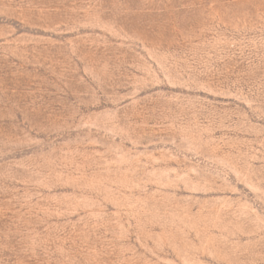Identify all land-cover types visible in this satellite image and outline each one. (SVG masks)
Segmentation results:
<instances>
[{
	"label": "rangeland",
	"instance_id": "obj_1",
	"mask_svg": "<svg viewBox=\"0 0 264 264\" xmlns=\"http://www.w3.org/2000/svg\"><path fill=\"white\" fill-rule=\"evenodd\" d=\"M0 264H264V0H0Z\"/></svg>",
	"mask_w": 264,
	"mask_h": 264
}]
</instances>
